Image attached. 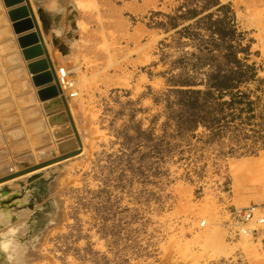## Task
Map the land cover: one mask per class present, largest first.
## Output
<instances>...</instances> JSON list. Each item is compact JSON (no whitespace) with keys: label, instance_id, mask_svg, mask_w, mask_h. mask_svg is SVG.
<instances>
[{"label":"rangeland","instance_id":"1","mask_svg":"<svg viewBox=\"0 0 264 264\" xmlns=\"http://www.w3.org/2000/svg\"><path fill=\"white\" fill-rule=\"evenodd\" d=\"M130 2L0 0V194L25 208L21 263L264 264V233L227 228L264 205V34L219 0Z\"/></svg>","mask_w":264,"mask_h":264},{"label":"built area","instance_id":"2","mask_svg":"<svg viewBox=\"0 0 264 264\" xmlns=\"http://www.w3.org/2000/svg\"><path fill=\"white\" fill-rule=\"evenodd\" d=\"M58 80L73 97L76 96L75 83L65 68L60 69ZM227 228L235 235L257 239L259 234L264 233V205L234 209L228 216Z\"/></svg>","mask_w":264,"mask_h":264},{"label":"bare ground","instance_id":"3","mask_svg":"<svg viewBox=\"0 0 264 264\" xmlns=\"http://www.w3.org/2000/svg\"><path fill=\"white\" fill-rule=\"evenodd\" d=\"M59 70L60 69H58V72H59ZM56 73H57V71H56ZM57 78H58V75H57ZM59 87H60V85H59ZM62 88L65 89L64 87H62ZM61 91L63 92V90H61ZM2 195H3V192H2V194H0V225L2 224V225H6L8 227L10 226L11 229L8 233L6 232V236L11 240L3 242L2 247H0L1 248L0 249V259L3 258L2 260H0V264H23L21 262H22V259L24 257V255H23L24 249L22 248V246H24V244L22 245L21 241L18 238H20L19 236L23 232V228H22L23 223H22L21 217H22V213H23L22 210H24L25 208L22 209L24 205L20 204L18 202V200H17V202L12 201L14 204L13 203L9 204V202L4 203L3 199H1ZM4 199L9 200V198H7V197H5ZM4 240H5V238H4ZM21 240L23 241V239H21Z\"/></svg>","mask_w":264,"mask_h":264},{"label":"crops","instance_id":"4","mask_svg":"<svg viewBox=\"0 0 264 264\" xmlns=\"http://www.w3.org/2000/svg\"><path fill=\"white\" fill-rule=\"evenodd\" d=\"M223 3H231L234 8H237L246 20H254L249 22V28L256 31V33L264 34V0H219ZM135 10H144V3L141 4L138 0H131L130 2ZM147 3V1L145 2Z\"/></svg>","mask_w":264,"mask_h":264},{"label":"trees","instance_id":"5","mask_svg":"<svg viewBox=\"0 0 264 264\" xmlns=\"http://www.w3.org/2000/svg\"><path fill=\"white\" fill-rule=\"evenodd\" d=\"M220 85H221V83H220ZM220 85H218V91H223V90H225V89L222 88ZM195 93L199 95L201 92H200V91H196Z\"/></svg>","mask_w":264,"mask_h":264}]
</instances>
